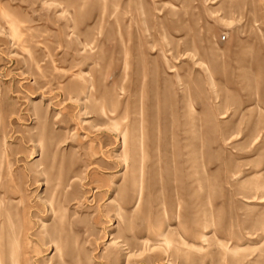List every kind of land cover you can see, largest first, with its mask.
Returning a JSON list of instances; mask_svg holds the SVG:
<instances>
[{"label":"rangeland","instance_id":"374dc122","mask_svg":"<svg viewBox=\"0 0 264 264\" xmlns=\"http://www.w3.org/2000/svg\"><path fill=\"white\" fill-rule=\"evenodd\" d=\"M0 247L264 264V0H0Z\"/></svg>","mask_w":264,"mask_h":264},{"label":"bare ground","instance_id":"6f19581e","mask_svg":"<svg viewBox=\"0 0 264 264\" xmlns=\"http://www.w3.org/2000/svg\"><path fill=\"white\" fill-rule=\"evenodd\" d=\"M7 225L8 226H10V227H12V225H11V221L9 220V218H8V222H7ZM11 231V230H10ZM10 235L13 237V235H14V233L11 231L10 232ZM53 242V241H52ZM51 241H47V243H49L47 246H53V243H52ZM2 247H0V249H1ZM11 249V244L9 243V244H7V246H6V249ZM9 253V252H8ZM11 257V256H10ZM0 264H1V261H0Z\"/></svg>","mask_w":264,"mask_h":264}]
</instances>
